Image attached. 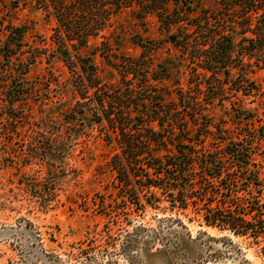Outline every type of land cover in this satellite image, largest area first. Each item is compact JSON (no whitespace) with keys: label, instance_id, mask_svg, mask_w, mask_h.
I'll list each match as a JSON object with an SVG mask.
<instances>
[{"label":"trees","instance_id":"1","mask_svg":"<svg viewBox=\"0 0 264 264\" xmlns=\"http://www.w3.org/2000/svg\"><path fill=\"white\" fill-rule=\"evenodd\" d=\"M23 1L54 26L49 43L33 45L26 27L0 20V116L23 118L21 103L38 88L31 66L60 61L77 100L46 123L58 155L72 148L87 113L116 150L108 162L116 204L139 212L163 200L171 210L191 209L200 226L249 239L264 254V167L252 158L264 141V0ZM123 14L145 32L154 18L160 36L134 34L139 52L122 51L115 25ZM249 97H258V108L244 109ZM116 210L104 214L114 221L125 208Z\"/></svg>","mask_w":264,"mask_h":264},{"label":"rangeland","instance_id":"2","mask_svg":"<svg viewBox=\"0 0 264 264\" xmlns=\"http://www.w3.org/2000/svg\"><path fill=\"white\" fill-rule=\"evenodd\" d=\"M1 19L26 27L30 44L49 43L54 23L23 0H0ZM148 23L145 32L146 26L123 14L115 25L120 49L139 52L130 40L134 34L158 38L155 19ZM164 56L162 51L158 58ZM28 77L38 88L23 99L18 110L23 118L14 123L0 116V264H264V254L249 239L200 226L191 209L171 210L163 200L158 209L147 205L139 212L132 204H116L120 191L108 164L116 150L89 114L79 115L82 133L62 156L56 153L59 140L46 127L77 100L66 68L56 59L43 60L31 66ZM259 104L258 97L243 100L246 110ZM215 112L221 114L218 106ZM257 114L263 118L261 110ZM247 129L255 136L254 128ZM252 151L253 163L264 167V141ZM261 179L264 202V168ZM118 206L125 210L114 221L105 216L115 215ZM138 226L144 230L133 231Z\"/></svg>","mask_w":264,"mask_h":264}]
</instances>
